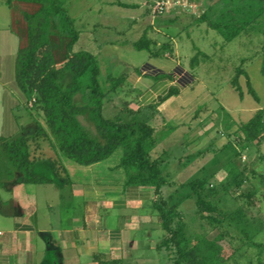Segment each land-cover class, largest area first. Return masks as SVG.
<instances>
[{
    "label": "crops",
    "instance_id": "1",
    "mask_svg": "<svg viewBox=\"0 0 264 264\" xmlns=\"http://www.w3.org/2000/svg\"><path fill=\"white\" fill-rule=\"evenodd\" d=\"M0 8V264H170L159 248L165 232L152 207L153 188L126 184L120 167L121 147L90 165L63 156L49 134V141L38 137L37 148L33 142L29 144L28 161L8 152L15 141L35 137L36 125L42 126L29 107V98L15 83L17 56L32 34L28 19L39 13L42 4L0 0ZM156 24L154 20L147 28L152 45L144 51L146 58L125 76L121 92L117 91L115 111L139 112L137 120L156 130L172 124L170 134L176 135L173 149L180 152L174 157L178 165L221 156L226 146H219L223 140L217 130L216 137L212 135L213 120L205 113L197 114L201 104L188 94L196 79L181 62L177 45L159 39L171 38ZM170 90L175 92L169 95ZM122 119L131 118L123 113ZM232 132L234 129L228 133ZM164 139L152 155L162 156L167 165L172 152L162 147ZM204 168L201 163L197 170ZM216 170L200 178L212 183ZM171 184L166 180L163 194L185 217L182 203L191 200L189 191L183 194L187 181L172 184L182 191L177 197L164 193V187Z\"/></svg>",
    "mask_w": 264,
    "mask_h": 264
},
{
    "label": "rangeland",
    "instance_id": "2",
    "mask_svg": "<svg viewBox=\"0 0 264 264\" xmlns=\"http://www.w3.org/2000/svg\"><path fill=\"white\" fill-rule=\"evenodd\" d=\"M161 1L166 2L167 5L162 13H158L155 10L158 8L157 3ZM220 1L64 0V7L69 18L73 21L75 30L79 32V38L73 46V51H88L95 54L102 82L108 75L126 76L143 63L147 53L136 51L129 43L137 40L144 29L151 28V22L154 20L157 22L156 27L160 32L171 38L167 39L159 35V39L170 42V45H177L181 62L191 70L196 79L189 88L188 94L190 97L198 98L197 100L201 104L200 108H204L201 111L203 113L200 112V114L205 113L213 120L214 124L211 128L214 130L211 133L216 137V130L218 131L221 137L219 139L223 140L218 144L223 148L226 146L224 148L226 151H223L221 156L205 157L203 161L199 159L205 167L203 170H197L201 164L197 160L187 166H184L185 162L178 165V162L174 161V157L180 155V152L173 149L176 135L170 134L172 124L159 127L157 130L163 136L162 139L166 137L162 141V147L166 146L172 152V158L164 171L165 178L172 184L174 181H187L188 183L207 175L222 165L214 172L215 179L211 184L225 186L228 192L231 191V194L226 193L221 199L219 198L218 207L225 214L234 211L240 212V217L242 216L243 219L241 223L229 227L232 236L236 238L233 245L239 249L225 264H264V182L261 179L264 176V141L259 145L253 144L243 148L242 140L236 130L248 123L257 113H260L264 118V20L260 22L259 26L256 24L253 29L241 30L239 36L228 40L220 35L223 31H219V33L211 29L207 22L199 20L207 8L217 9L220 6ZM46 8L49 9V3ZM43 17L45 14L40 15V19ZM110 21L114 23L115 29L121 30L120 33H116L114 28L109 27L112 26ZM63 27V22L57 19L53 21V26L48 23L45 29L39 27L41 34H45V39L38 43H46L50 46L52 60L44 73H49L53 68L58 69L61 71L58 74L64 76L62 80L64 84L71 82V72L66 57V47L70 37L59 33V29ZM89 30L92 32L89 33ZM148 34L149 37H154L150 31ZM36 40L39 41L38 38ZM195 56L196 65L191 68L190 60ZM147 61L148 58L145 59V62ZM238 68L246 72L251 86L258 95V101H255L248 93L246 77L243 75L238 78L244 94L243 99L240 100L233 90L230 82L236 76ZM42 75L44 74L42 73ZM119 88L117 91L120 93ZM28 98V103L31 104L29 105L30 109L40 117L42 126L47 129L45 118L33 101L35 93L30 91ZM115 109L114 103L105 101L104 116L114 117L117 113ZM79 119L84 125L93 129V125L89 121L83 117H79ZM233 129L236 131L229 134L228 132ZM24 141L28 142V139ZM189 150L191 149L189 148ZM231 170L233 173H230ZM239 172H242V178L246 180L249 189L246 194H239V190L232 183V179ZM172 184L164 187V193L177 197L182 191H177ZM186 191H188L187 188L183 194ZM181 209L189 224L190 234L193 236L190 243L195 242L199 236L208 239L216 236L215 228L203 225V223L199 225L200 223L195 219L193 200L184 201ZM213 216L220 217L217 213H214ZM240 232L246 234L243 245V241L238 239ZM163 256L165 257V255ZM163 259L167 261V257Z\"/></svg>",
    "mask_w": 264,
    "mask_h": 264
},
{
    "label": "trees",
    "instance_id": "3",
    "mask_svg": "<svg viewBox=\"0 0 264 264\" xmlns=\"http://www.w3.org/2000/svg\"><path fill=\"white\" fill-rule=\"evenodd\" d=\"M21 1L40 3L42 8L39 13L28 19L32 34L27 47L17 56L15 83L25 96L28 97L30 91L35 93L33 101L43 114L47 124L46 130L49 133L44 132L45 128L42 126L36 125L35 137L15 141L9 146L8 152L23 161H28L29 143L33 142L37 148L38 137L41 141H49L47 136L49 134L63 156L79 165H90L106 159L115 149L121 147L123 156L120 167L125 171L126 184L133 187L153 188L152 207L158 213L161 227L165 232V238L159 244V248L166 252L170 264H225L230 261L239 247L233 245L236 238L232 236L229 227L241 223L243 219L237 211L225 214L217 203L220 201L219 198L221 199L226 193L231 194V191L228 192V189L220 184L213 186L206 177L194 179L185 185L190 192L189 198L194 202L195 219L200 223L199 225L203 223L217 230L214 238L199 236L191 244L189 241L193 236L190 234L188 222L178 206L172 204L162 191L166 183L164 176L166 165H163V158L152 155L153 149L163 136L151 125L138 121L136 117L139 112L130 110L124 112V108H119L118 114L114 117L104 116L105 101L114 103L117 89L122 86L125 76L108 75L102 82L96 56L87 51H73L79 32L75 30L73 21L68 16L64 0ZM47 3L50 10L46 8ZM42 14H45V17L40 19ZM50 17L53 19H49ZM56 19L61 20L64 25L59 29V33L70 37L66 47V57L71 72L70 83H62L64 76L58 74L61 72L58 69L53 68L49 73H44L52 59L49 44L38 43L45 39V34H41L39 27L45 29L48 23L53 26V21ZM199 20L207 22L209 27L217 32L223 31L222 34L219 32L220 35L230 40L239 36L241 30L253 29L256 24L260 25L264 20V0H221L217 9L209 7ZM151 45L152 41L148 38L147 29L131 43L136 51H149ZM38 61L41 62L38 64ZM195 65L196 56L190 60V67L194 68ZM42 73L44 75L41 76ZM240 75L246 77L248 93L258 101V95L251 86L246 72L240 68L230 82L238 98L242 100L244 97L238 79ZM174 92L175 90H170L169 95ZM203 110L204 108H199L197 114ZM123 113L131 119L124 121ZM79 117L89 121L93 129L84 125ZM236 130L242 140L243 148L253 144L259 145L264 141V118L257 113L248 123ZM25 139H28L29 143L25 142ZM230 173L233 171L231 170ZM241 173L236 174L232 183L239 190V194H246L249 189ZM261 179L264 182V176ZM214 213L220 217L213 216ZM238 236V239L243 241V245L246 234L240 232Z\"/></svg>",
    "mask_w": 264,
    "mask_h": 264
},
{
    "label": "built area",
    "instance_id": "4",
    "mask_svg": "<svg viewBox=\"0 0 264 264\" xmlns=\"http://www.w3.org/2000/svg\"><path fill=\"white\" fill-rule=\"evenodd\" d=\"M165 5H167V3L166 2H160V3H157V6H158V8L155 10L156 12H158V13H162V11H164L165 10ZM2 236V232H0V237Z\"/></svg>",
    "mask_w": 264,
    "mask_h": 264
}]
</instances>
